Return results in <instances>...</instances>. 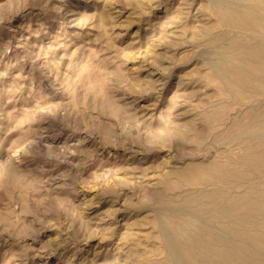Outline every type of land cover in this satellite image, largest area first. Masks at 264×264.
Masks as SVG:
<instances>
[{
    "label": "rangeland",
    "instance_id": "rangeland-1",
    "mask_svg": "<svg viewBox=\"0 0 264 264\" xmlns=\"http://www.w3.org/2000/svg\"><path fill=\"white\" fill-rule=\"evenodd\" d=\"M181 1L0 0V264H147L156 215L199 193L158 177L241 143L221 146L220 119L264 112L224 94L204 46L166 47ZM127 218L140 237L120 242Z\"/></svg>",
    "mask_w": 264,
    "mask_h": 264
},
{
    "label": "bare ground",
    "instance_id": "bare-ground-1",
    "mask_svg": "<svg viewBox=\"0 0 264 264\" xmlns=\"http://www.w3.org/2000/svg\"><path fill=\"white\" fill-rule=\"evenodd\" d=\"M182 1L173 7L171 14L175 20L169 33L165 32L170 38L166 47L204 46L203 55L209 57H200L201 53L198 57L206 61L220 82L219 88L234 102L251 108L247 103H252V94L264 96V0ZM190 5L196 6V13L189 9ZM192 18L191 36L199 40L181 41L184 32L178 29L188 28L190 23L185 26L184 23ZM217 28L219 31H215ZM247 113L245 120L249 122L244 125L242 116L239 119L235 116L236 121L232 114L228 120L220 119L223 132L220 130L219 138L224 140L221 146L239 141L244 144L238 142L240 148H236L239 144L229 150L225 147L227 151L208 164L188 163L158 177L161 191H175L172 178H176L199 193L184 199L187 206L180 213L171 217L156 215L162 247L153 254V259L146 260L147 264H264V112L252 107ZM230 121L235 123L229 127ZM206 132L211 134L213 129ZM245 139L253 142L245 144ZM251 173L258 175L252 183ZM209 187L214 189L206 192ZM207 197L214 199L210 208H194V202L205 201ZM204 213L209 214L208 222L199 216ZM126 220L120 242L140 237L133 231L135 223ZM144 220L147 222L146 217Z\"/></svg>",
    "mask_w": 264,
    "mask_h": 264
}]
</instances>
